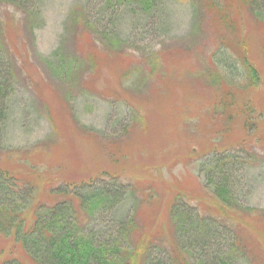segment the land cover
Returning a JSON list of instances; mask_svg holds the SVG:
<instances>
[{
	"label": "rangeland",
	"instance_id": "1",
	"mask_svg": "<svg viewBox=\"0 0 264 264\" xmlns=\"http://www.w3.org/2000/svg\"><path fill=\"white\" fill-rule=\"evenodd\" d=\"M162 1L167 33L156 32L154 27L144 28L141 23L133 26L131 20L136 18L135 14L124 6L107 14L100 9L98 0L87 3L90 11L82 8L87 0H38V12L32 15L6 8L0 2V13L7 11L9 16L11 14L5 32H10L7 33L16 48L18 69H22L14 78L3 136L9 152L0 154V166L67 181H79L109 170L152 184L156 199L153 205L145 203L138 209L144 208L138 221L143 225L145 220L147 233L159 231L168 237L172 225L168 222L167 206L172 192L182 191L199 197L204 208L213 207L214 201L200 189L204 181L202 172H205H200V165L209 154L203 157L202 151H209L210 145L216 143L224 145V142L231 141L237 144L244 135L239 120L227 133L214 135L210 120L204 118L209 110L207 100L211 90L205 80L197 78L199 75L205 77L200 63L208 61L204 53L201 57L203 45H198L200 48L188 55L178 50L189 41L186 36L191 23L190 1ZM87 11L95 13V36L91 33L85 38L78 34L76 38L75 34L81 31L80 25H70L69 18ZM245 22L242 32L249 40V57L260 71V82L252 100L261 115L259 132L264 134L263 34L252 26L250 18L245 17ZM28 26L34 27L31 33H28ZM110 32L119 39L132 36L128 42L117 45V49L125 52L128 58L104 46L101 38ZM205 33L212 36L210 28ZM206 40L204 45L209 46L211 42ZM58 44L63 60H74L81 70L74 69L76 73L66 80L65 77H54L44 64V59L59 47ZM154 49L161 54L160 70L158 68L157 73L150 75L142 62V54H149ZM95 57L101 61L99 69L88 72L87 61ZM131 67L138 68L137 75L128 81L129 78H122L120 73ZM191 67L196 70L192 72ZM90 76L97 78L92 82ZM83 83H89V87ZM113 89L122 99H129L134 104L136 111L138 109L137 116L122 104L112 103ZM162 97L167 98L164 101L169 107L160 108L163 113L157 115L154 103H161ZM178 110H184L186 116L183 117ZM121 118L122 123H127L125 128L121 127L122 123L117 124ZM259 135L243 143L238 147L242 150L235 152L249 164L245 170L240 169L233 181L237 199L255 212L252 217L241 215L245 230L242 236L256 248L258 255L264 257V227L255 219L264 217V137L259 138ZM76 161H81V165L72 166ZM194 185L199 189L196 195L191 190ZM43 189L38 190L42 193ZM0 249L6 256L13 254L25 264H32L12 238L0 237Z\"/></svg>",
	"mask_w": 264,
	"mask_h": 264
},
{
	"label": "trees",
	"instance_id": "2",
	"mask_svg": "<svg viewBox=\"0 0 264 264\" xmlns=\"http://www.w3.org/2000/svg\"><path fill=\"white\" fill-rule=\"evenodd\" d=\"M89 1L82 8H89L90 11ZM189 1L191 23L186 36L189 41L182 50H178L188 55L195 53L200 48L198 45H203L201 57L204 53L208 61H201L202 64L198 62L205 77L199 75L197 78L205 80L211 90L207 100L209 110L204 118L210 120L214 135L227 133L239 120L244 135L237 144L231 141L224 142V145L216 143L212 145L219 147L210 145L209 151H202V156L209 154L200 165V172L205 170L202 172L204 181L200 189L214 201H211L213 207L204 208L199 197L186 195L182 191L172 192L167 206L168 222L172 229L165 237L159 231L147 233L145 220L142 221L143 225L138 221L143 207L153 205L156 199L152 184L109 170L79 181H67L0 166V237L12 238L32 264H264V257L258 255L256 248L242 236L245 230L240 219L242 216L252 217L255 212L237 199L233 181L234 176L249 164L248 160L235 153L242 150L238 147L255 139L257 134H260L259 138L264 137L259 132L261 115L257 113L252 100L260 82V71L249 57V40L242 32L245 17L247 20L250 18L252 26L263 34L261 46L264 54V0ZM0 2L6 8H15V11L28 15L38 12V0ZM98 5L107 14L123 6L130 8L129 12L136 17L131 20L133 26L141 23L144 28L154 27L156 32L167 33L162 0H98ZM89 11L80 16H70L69 24L80 25L81 28L75 36L79 34L84 37L91 33L95 36V13L89 14ZM10 16L7 11L0 13V154L9 152L4 144V128L10 112L14 78L18 72H22V69H18L19 60L8 34L10 32H5ZM28 27V33H31L34 27ZM207 28H210L212 36L205 33ZM119 38L110 32L101 39L107 49L125 56L126 53L119 51L121 49L118 50L117 45L128 42L132 36ZM206 39L208 43L211 42L209 46L206 45L207 48L204 45L207 44ZM160 58L159 50L155 49L149 54H142V62L150 75L160 70ZM44 60L51 74L59 79L65 77L66 80L76 73L74 69L81 71L74 60H63L60 46ZM99 64V58H90L87 71L98 70ZM191 68L192 72L196 70ZM137 69H123L120 74L129 81L136 77ZM164 72L161 71L162 74ZM88 78L92 79L91 76ZM96 78L93 76L92 82ZM83 84L89 87V83ZM113 91L112 103L122 104L137 116L138 109L136 111L134 104L129 99H122L116 89ZM160 99L161 103H154L157 115L163 113L160 108L169 107L164 101L166 97ZM183 101L186 102V99ZM203 107H200L201 111ZM178 111L183 117L186 116L184 110ZM195 113L198 114L197 111ZM121 120H117V124H121ZM126 125L123 122L121 127L125 128ZM71 165H81V161ZM39 188H44L42 193ZM185 188H188L186 184ZM191 190L193 195L199 192L197 185ZM141 206L143 209L140 211ZM139 211L140 214H137ZM255 219L264 227V217L257 216ZM2 252L0 249V264H25L17 256H6Z\"/></svg>",
	"mask_w": 264,
	"mask_h": 264
}]
</instances>
